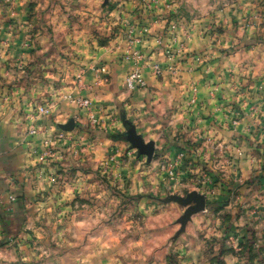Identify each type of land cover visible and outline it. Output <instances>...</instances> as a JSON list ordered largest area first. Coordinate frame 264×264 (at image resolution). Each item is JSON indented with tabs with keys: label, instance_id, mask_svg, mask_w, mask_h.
Segmentation results:
<instances>
[{
	"label": "rangeland",
	"instance_id": "rangeland-1",
	"mask_svg": "<svg viewBox=\"0 0 264 264\" xmlns=\"http://www.w3.org/2000/svg\"><path fill=\"white\" fill-rule=\"evenodd\" d=\"M175 11L191 29L264 27V0H0V105L26 96L30 111L52 107L38 126L43 138L14 264H189L177 244L187 206L167 200L192 192L206 197L209 210L193 216L205 217L196 230L206 240L193 251L224 262L225 233L245 222L251 264H264L263 136L236 150L217 145L186 122L169 83L156 89L147 75L146 90L125 86L130 68L120 64L129 62L115 46L144 22L156 23L152 37L165 33ZM103 67L107 73L98 72ZM155 89L161 99L152 98ZM132 132L152 145L149 154ZM249 152L258 160L248 161Z\"/></svg>",
	"mask_w": 264,
	"mask_h": 264
},
{
	"label": "crops",
	"instance_id": "crops-1",
	"mask_svg": "<svg viewBox=\"0 0 264 264\" xmlns=\"http://www.w3.org/2000/svg\"><path fill=\"white\" fill-rule=\"evenodd\" d=\"M232 28V25L223 30L222 27L216 29L215 26H204L200 30L190 28L187 56L181 60L180 65L176 62L180 67L177 75L156 77L145 71V79L148 82L147 75L154 77L152 81L156 89L163 88L168 83L172 85L176 98L179 99L176 105L181 110H186L183 115L186 122L195 129L198 127L199 134L214 139L217 145L226 144L236 150L235 146L251 145L252 140L259 139L260 135L264 141V127L259 128L258 125L264 119V27L253 25ZM140 50L155 62L170 64L153 40ZM120 65H128L127 69L132 66L126 62H121ZM156 89L151 94L152 98L155 97L154 94L160 95L156 96L158 98L163 95ZM0 96L5 99L3 92ZM19 98L23 99L22 103ZM25 99L26 96H18L17 103L12 106L0 105V201L8 205L9 198H14L10 203L11 211L6 216L3 233L0 234V240L6 236L12 237L8 240L11 243L0 247V264H14L11 260L19 257L16 253L18 250L14 249L20 245L16 243L26 230V215L31 206L27 196L29 171L38 163L36 146L43 138L38 130L41 119L33 123L37 134L29 133L32 127L29 121L31 111L24 107ZM158 101L151 104H160ZM220 119L224 122L220 123ZM199 134H195V137ZM223 135L225 139L219 141ZM246 155L248 161L258 160L255 153L243 154L244 157ZM192 218L177 240L187 259H190L189 264H224L225 261V264H251L253 255L247 248V239L251 233L245 222L242 229L240 225L233 224L225 233L231 250L229 255L223 257L226 260L222 262L221 256L215 259L216 254L205 257L203 253L193 251L196 243L202 248L206 240L196 230L204 223L205 217ZM210 231L211 236H219L216 229ZM258 234L256 232L254 236ZM215 237H212V241L218 243ZM258 239L261 240L259 237Z\"/></svg>",
	"mask_w": 264,
	"mask_h": 264
},
{
	"label": "built area",
	"instance_id": "built-area-1",
	"mask_svg": "<svg viewBox=\"0 0 264 264\" xmlns=\"http://www.w3.org/2000/svg\"><path fill=\"white\" fill-rule=\"evenodd\" d=\"M154 6H146V10L154 11ZM154 24L152 22H144L140 28H134L127 30L124 35V39L120 41L116 48L117 50H123V61H127L132 64L130 70L125 77V86L129 91H137L147 88V81L145 79V71H149L156 77H162L165 74L177 75L180 70V63L187 56L188 40L190 27L187 26V21L184 15L175 11L172 19H169L165 23V33L152 37ZM139 26V25H137ZM140 30V31H138ZM140 35L136 36V33ZM158 36V37H157ZM153 40V43L162 49L166 59L170 64L162 65L161 63L153 61L151 56L140 50V48ZM124 45V47H123ZM179 64H177V63ZM107 67H103L98 72L106 73ZM64 99H71L70 95H66ZM81 107H87L90 104L88 99L75 100ZM52 114V107L45 105H35L29 115V121H31L30 134L36 135L37 129L33 126L37 120L49 117ZM14 201L11 196L9 198V204H5L0 201V234L3 233V224L6 220V212L11 211L10 203Z\"/></svg>",
	"mask_w": 264,
	"mask_h": 264
},
{
	"label": "water",
	"instance_id": "water-1",
	"mask_svg": "<svg viewBox=\"0 0 264 264\" xmlns=\"http://www.w3.org/2000/svg\"><path fill=\"white\" fill-rule=\"evenodd\" d=\"M131 137H132V141H133L134 145L137 146L142 153L149 154V152L152 148V145H146L142 141V139L136 135L135 132L131 133ZM170 202H179L182 205L187 206V210L180 220L182 227H181L180 231L178 232L177 237L185 231V229H186L188 223L191 221L192 217L198 213L205 211L206 206H207L206 197L201 195L198 192L190 193L187 196V198L173 196L167 200V203H170Z\"/></svg>",
	"mask_w": 264,
	"mask_h": 264
}]
</instances>
